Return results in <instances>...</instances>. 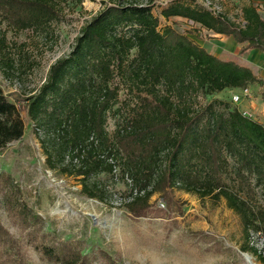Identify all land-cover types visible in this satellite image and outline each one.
Here are the masks:
<instances>
[{"label": "trees", "instance_id": "16d2710c", "mask_svg": "<svg viewBox=\"0 0 264 264\" xmlns=\"http://www.w3.org/2000/svg\"><path fill=\"white\" fill-rule=\"evenodd\" d=\"M58 1L68 0H0V17L23 29H44L57 19ZM153 8L152 0H110L24 99L21 108L46 161L55 168L67 158L69 165L61 171L81 177L82 192L100 201L103 190L88 179L99 173L113 176L119 167L120 176L132 181L125 200L132 197L126 206L134 216H146L136 210L137 202L144 206L166 188L223 198L239 217L246 240L252 233L264 239V124L217 98L197 105L200 95L264 87V79L235 57L209 53L159 18L180 17L231 37L244 44L242 54L264 51V15L243 4L241 27L197 0H170L159 7V16ZM6 46L0 32V64L7 70L13 65ZM24 129L19 106L0 88V148L21 139ZM19 192L12 177L0 172L4 200L16 199ZM19 209L29 216L28 224L41 221L27 206ZM72 245L41 243L38 249L58 264L86 263ZM108 264L116 263L109 259Z\"/></svg>", "mask_w": 264, "mask_h": 264}, {"label": "rangeland", "instance_id": "374dc122", "mask_svg": "<svg viewBox=\"0 0 264 264\" xmlns=\"http://www.w3.org/2000/svg\"><path fill=\"white\" fill-rule=\"evenodd\" d=\"M109 1H58L57 19L44 29H23L0 17V32L13 65L6 70L0 64V88L19 106L25 128L21 139L0 148V172L9 174L20 189L18 197L7 202L0 193V264H58L38 249L41 243L58 242L78 247L86 257L82 264H108L109 259L116 264H264L259 258L264 257L263 237L252 233L247 241L239 217L223 198L216 201L166 188L154 193L144 206L137 202L136 210L145 211L146 216H134L126 206L132 197L125 200L132 181L120 176L119 167L113 176L99 173L88 179L103 190L102 201L82 192L81 177L61 171L69 165L67 158L49 167L42 142L21 106L45 81L49 67L69 53L81 27ZM169 1L152 0L153 12L159 16V7ZM244 1L214 3L233 21L241 16ZM159 18L161 25L186 32L209 53L223 59L236 54L235 60L245 63V54L232 47L231 37L216 36L183 18ZM235 94L240 95L237 103L231 99ZM120 95L125 98V93ZM213 98L264 124V106L251 108L257 99L258 105H264V90L259 85L248 86L246 95L239 89L200 95L197 105L204 106ZM113 123L110 118L109 130ZM22 205L36 212L41 221L28 224L29 216L19 209Z\"/></svg>", "mask_w": 264, "mask_h": 264}, {"label": "crops", "instance_id": "0c3cea01", "mask_svg": "<svg viewBox=\"0 0 264 264\" xmlns=\"http://www.w3.org/2000/svg\"><path fill=\"white\" fill-rule=\"evenodd\" d=\"M249 3H251L253 6H255L257 8V11L262 16L264 15V0H245L243 3H241V6L243 4H249ZM240 9H241V7H240ZM173 18H180V17H173ZM215 35L216 36H223L220 34H215ZM223 37H227V36H223ZM221 40L222 39H220V41ZM243 45L244 44L237 43L236 41L233 40L232 47L234 49L238 48V50H237L238 53L240 51V48ZM216 48H219V47L217 46ZM243 54H245V56H246L245 63H239V64L249 67L254 73H256L258 76H260L262 79H264V51L259 50L257 48H254V49L247 50L246 52L242 53L241 55H243ZM236 56L237 55L235 54L234 57H236ZM218 57H220V56H218ZM261 88H262V90H264V87H261ZM257 100H255L254 102L252 101V103H251V105H253V106H251L252 110L255 109L256 107H258V108L262 107L263 108L264 105L263 104L261 106L258 105Z\"/></svg>", "mask_w": 264, "mask_h": 264}, {"label": "built area", "instance_id": "2783aa9c", "mask_svg": "<svg viewBox=\"0 0 264 264\" xmlns=\"http://www.w3.org/2000/svg\"><path fill=\"white\" fill-rule=\"evenodd\" d=\"M204 7H206V8H208V9H211L213 12H217V13H219V12H221L220 11V8L214 3V0H198ZM240 15H241V12H240ZM237 25H239V26H243L244 24H245V21L243 20V18H242V16H240L239 17V19L238 20H233ZM241 92L243 93V94H248V88H243L242 90H241ZM231 99H232V101L234 102V103H237V102H239V100H240V95L239 94H235V95H233L232 97H231ZM114 171H115V169H114ZM113 171V172H114Z\"/></svg>", "mask_w": 264, "mask_h": 264}]
</instances>
